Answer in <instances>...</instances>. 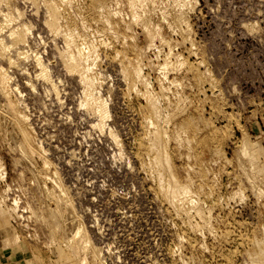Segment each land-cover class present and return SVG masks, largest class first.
<instances>
[{"label":"rangeland","instance_id":"374dc122","mask_svg":"<svg viewBox=\"0 0 264 264\" xmlns=\"http://www.w3.org/2000/svg\"><path fill=\"white\" fill-rule=\"evenodd\" d=\"M57 1L1 6L6 12L19 4L24 15L1 21L0 37L24 19L31 28L16 46L26 58L6 53L18 91L0 99V232L19 241L0 247V264H78L65 222L57 228L49 214L53 188L43 180L54 171L75 208L74 224L84 227L90 247H101L99 263L78 237L88 264H250L255 257L264 264V0H190L187 26L177 21L173 0L150 4L148 16L179 42L174 53L184 62L167 79L158 66L167 48L158 40L148 46L142 26L128 17V0H62L47 28L44 8ZM64 47L90 52L87 73L99 77L90 91L106 102L107 130L86 112L87 88L63 66ZM38 57L60 103L51 81L36 76ZM138 68L148 87L135 76ZM243 142L255 150L253 163ZM153 152L167 158L168 169ZM168 173L185 193L171 192ZM14 199L18 207L10 211Z\"/></svg>","mask_w":264,"mask_h":264},{"label":"bare ground","instance_id":"6f19581e","mask_svg":"<svg viewBox=\"0 0 264 264\" xmlns=\"http://www.w3.org/2000/svg\"><path fill=\"white\" fill-rule=\"evenodd\" d=\"M3 1L4 0H0V22L1 21H4V20L5 21H8L11 18L20 19L21 17H23L24 11H23V9L21 10V8L19 7V4L13 5L11 8H8L6 12H4L2 10V8H1V6L3 5ZM61 1L62 0H58L57 1V4L54 2L53 6L52 5H47L44 8V13L47 15L46 17H47L48 21H45V19H44V22L42 23V25H44V23L47 24V28H49V27H51L53 25V21L56 18L55 11H57L60 8V5H61L60 2ZM156 1H158V0H128V8H129V12H128L129 15H128V17H129V19H131L134 22V24L136 22L137 24H140L142 26V28L144 30V36L146 37V40H147V44H149L148 46H150L155 40H158L162 45H164L167 48V51L164 54L163 63L162 64L159 63L160 65L158 64V66L160 68V71H163L164 77H166L165 79H167L168 72L170 70H172V69L178 68L180 65H183L184 62H181L178 59L180 57V54H178L176 52L174 53V49L177 48V45H179V42L177 40L172 39L171 36L170 37L166 36L163 33L161 27L159 25L155 24L152 21V19L148 16V12H149L148 11V8H149L150 4H154V3H156ZM58 2L60 4H58ZM160 2H161V0H160ZM173 2H174V6L176 7V10H177V15L175 16V17H177V21L179 23L185 24V26H187L188 25V21H189L188 15H187L188 13L187 12H188V10L191 7L190 0H173ZM162 15H163V18L162 19L166 20L167 19L165 17L166 15H164V14H162ZM30 22L24 19V20H22L21 24H19L17 26L16 29H10V30L7 31V34L5 36L0 37V61H2V60H3V62L5 61V65H6V68H5V67H3L4 65L2 66L0 64V99L1 100L4 99V98H8L9 95H10V93L12 94V92H17L18 91V88L16 87L17 85H15V84L12 85V76L9 74L10 72L8 70V68H9L8 66L11 67L13 65L12 55H10V54L8 55L6 53L10 49H12V52H15L21 59L24 60L26 58L27 52L24 51V50H20L19 48H16V46L18 44H25L27 42V36L30 33V28H31ZM133 22L131 24H133ZM168 23L170 24L171 22H168ZM129 24H130V21H129ZM168 26L170 27L172 25H168ZM173 28L174 27H172V29ZM73 39L74 38L71 35L70 36H67V38H64L63 45H64V43H65V45H68L71 41H73ZM55 43L53 42V44H55ZM93 49H97V48H93ZM84 51H86V50L83 49V48L77 47L76 48V53H74V52H70L68 48L66 49L64 47V49L62 51H60L58 54H59V58L62 59L63 66L67 69L68 73L71 74L72 72L73 73L77 72V75L79 76V81L80 82H83L84 85H85V87L87 88V91L85 90L84 93H83L84 94V99H85L84 100V105H85V108H86V112L89 109H90V111L91 110L93 111V112L91 111V113L93 115H95V117H96L94 124L97 127V129L99 128L100 130H102L104 128L105 124H106V123H104L106 121L105 119L108 118L107 117L108 116L107 115L108 112H107L106 102H105V100H103L102 97H100L101 95L99 96V94H97L98 95L97 96V95H95L96 93L94 94V93H92L90 91V87H92L94 85V82L95 81L97 82V80L99 79V77H98V74H96V75H89L87 73V69L91 65L89 63L90 52L89 51L84 52ZM43 61L44 60H42V58H40V57L37 58L38 70L36 72V76L39 77V78H41V79H43V80H45V81H51V85H49V88L50 89H53L56 92V98L58 99V102L60 103L61 99L59 100V98H58L59 97L58 96L59 93H58L57 83L51 79L50 75L48 74V72H49L48 70L49 69L47 70L48 67H46V65L44 64L45 62H43ZM2 64H4V63H2ZM73 73L71 75H74ZM135 76L137 78L142 79L143 82H145V85L147 87L150 85V82L148 81V78L146 77V75H144L142 73V69L141 68H138V70L136 71V75ZM172 82L173 83L174 82L176 83L177 81H176V79H173ZM151 94H152V92H151ZM159 99H161V98H159ZM168 104H170V103L168 102ZM8 106L13 108V105H12L11 102H8ZM25 117H26V115H22V117H20V118L21 119L22 118L24 119ZM15 119L16 120H19V117H15ZM105 127H107V126H105ZM105 130H107V128ZM154 134L156 135V133H154ZM107 135H109V137L112 138V140L115 142V144H117L118 146H120L119 141L117 140L116 134H115V132H113L112 128L111 129L110 128L108 129V134ZM158 136H160V135H157L156 137H158ZM158 139H156V140H158ZM158 142H159V145H160V141H158ZM152 145H155V144H152ZM150 149H152V148L150 147ZM241 149H242V151H244L246 153L247 159H249L253 163V161H254L253 154H254V156L256 154L253 153L255 150L252 148V146L250 144H248L247 142H243ZM157 151H156V153H159L160 152V150L158 152ZM38 154H39V157L42 159L43 164L45 166H49V163H51V161L49 162V159H47L48 157H45L46 156L45 155V149L42 148V150L39 151ZM153 156H154L153 157L154 159L155 158H158L159 161L162 159L161 161L167 167V165L165 164V160H167V158H165L162 155V153H160L158 155L155 154ZM51 166L53 167V165H51ZM47 168L49 170V167H47ZM167 169H168V167H167ZM168 172H169V170H168ZM57 174H59V173H57L56 171H54L52 174L50 173V174L46 175V177L43 180V182L45 184L46 183H51V187L53 188V190L48 189V191L46 192L47 193V196H48L47 198H50L51 200H53V202L55 201L54 202L55 203V208L49 209V212L50 213L49 212L48 213L50 214V217L53 219V221L56 222V227L57 228H61L62 225H63L62 223L65 222V224H66V225H64L65 229L63 228L64 229L63 231H64V235L65 236L64 235L63 236L65 237L68 246L72 247V249L74 248L73 252H75L76 253V256L78 257V264H88V260L86 258L87 250H88V253L90 254V256L93 259H95L96 261H98L99 263H101L102 262V258H100L101 247L99 248V247L94 246V245H92L90 247L89 241L87 240L88 239L87 234H85L87 237H85V235L83 234L84 227L81 226L80 223L78 225H75L74 224L75 221L78 218L76 216V214H74L75 212L73 213V210H72V209H75V208H72L71 209V205H70L71 200H69V197L67 196L68 195L67 194L68 193L67 192V189L61 183V181L59 179V176ZM4 178H5V170L3 168V165H1V163H0V179H4ZM167 187H169L171 189V192H175L176 193V191H178V193H176L177 195L179 194V190H182V193L183 192L185 193V191H186V189L184 187H181L174 180L173 176L170 173H168V186ZM45 189H46V187H45ZM257 189L262 192V190H260L259 187ZM7 190H8V186H7V189L5 191H7ZM258 190H257V192H258ZM261 192L260 193H257V194L263 195V192L262 193ZM168 195H169V192H168ZM239 196L242 198V195L241 194L238 195V197ZM122 198H123V196H122ZM120 200H122V199H120ZM116 203L118 204V202H116ZM17 205H18V201L16 199H14L13 200V203L10 205V208H8V209L10 211H15V209L18 207ZM127 205L129 206V204H127ZM95 206H93V207H95ZM114 207H116L115 204H114ZM131 211H132V209H131ZM5 213H6V210H3L2 208H0V218ZM117 213H119V212H117ZM120 214H121V212H120ZM122 214H124V213H122ZM122 214H121L122 218L125 219V216H123ZM95 219L97 220V218H95ZM96 220H95V222H96ZM123 221L124 220H122V222ZM204 221L206 222V220H204ZM206 225H208V222H207ZM129 232H131V231H129ZM84 233H85V231H84ZM132 233H133V231H132ZM11 235H12V237H11ZM78 237L85 238V242L84 243H85V247L87 248L86 254H81V252H80V247L77 245ZM18 241H19V236L16 233L9 234L7 232H0V247H2L3 250L7 249L9 247L10 243L17 244ZM127 241L129 242V240H127ZM128 242H127V244H128ZM127 244H126V247H127ZM260 251H261L260 252L261 255L264 256V251L263 250H260ZM79 256H81V257H79ZM250 262H251L250 264H262V261H260V258L259 257H255Z\"/></svg>","mask_w":264,"mask_h":264}]
</instances>
